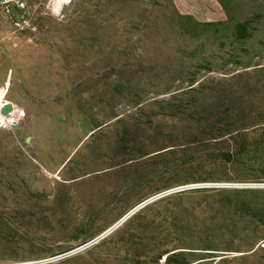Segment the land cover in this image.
Masks as SVG:
<instances>
[{"label":"rangeland","instance_id":"1","mask_svg":"<svg viewBox=\"0 0 264 264\" xmlns=\"http://www.w3.org/2000/svg\"><path fill=\"white\" fill-rule=\"evenodd\" d=\"M230 6L0 0V264H264L263 227L219 207L264 203V0Z\"/></svg>","mask_w":264,"mask_h":264},{"label":"trees","instance_id":"2","mask_svg":"<svg viewBox=\"0 0 264 264\" xmlns=\"http://www.w3.org/2000/svg\"><path fill=\"white\" fill-rule=\"evenodd\" d=\"M217 2L221 5L222 10L227 17V20L229 21L233 19V16L231 14L230 0H217ZM227 20L199 22L195 20L191 15H180L177 20V26L182 34L188 35L190 37H200L207 32L218 35L221 31L227 30ZM252 31L253 29L251 23L248 20H243L236 22L233 25L231 33L228 35H230L233 43L242 44L243 42L251 38ZM219 39L221 40V37H219ZM237 130L238 129L235 128L220 130L215 134V136L216 138L222 137L225 134H231L232 132ZM219 157L225 162H230L233 159V156L227 152L221 153ZM253 192H255L256 194H260L262 191L256 189ZM219 203V207L224 209L227 213L234 215L240 220H249L251 222H254L256 225L262 226L264 231V203L260 201H254L246 197L238 198L235 195L224 197ZM206 247L209 246H202V248L200 249L210 250V248ZM187 253L188 252L182 250L172 253L163 251L159 254L158 260L160 259V256L163 255V262L165 264H186L185 258Z\"/></svg>","mask_w":264,"mask_h":264},{"label":"built area","instance_id":"3","mask_svg":"<svg viewBox=\"0 0 264 264\" xmlns=\"http://www.w3.org/2000/svg\"><path fill=\"white\" fill-rule=\"evenodd\" d=\"M6 102L4 101V102H0V108L5 104ZM13 112V107H12V111L11 112H9V113H7L6 115H1V116H3V118H2V121H1V125L0 126H8V127H12V126H15V122H13V119H12V116H11V113Z\"/></svg>","mask_w":264,"mask_h":264},{"label":"bare ground","instance_id":"4","mask_svg":"<svg viewBox=\"0 0 264 264\" xmlns=\"http://www.w3.org/2000/svg\"><path fill=\"white\" fill-rule=\"evenodd\" d=\"M71 0H68V2L67 3H69ZM65 4V3H64ZM2 98V99H1ZM4 98H5V95H3V94H0V102L2 103V102H7L6 100H4ZM12 105H13V112L11 113V116H12V119H13V122H15L16 121V117H18L19 116V111H20V109L16 106V105H14L13 103H12ZM2 118H3V116H1L0 115V125H1V121H2Z\"/></svg>","mask_w":264,"mask_h":264},{"label":"water","instance_id":"5","mask_svg":"<svg viewBox=\"0 0 264 264\" xmlns=\"http://www.w3.org/2000/svg\"><path fill=\"white\" fill-rule=\"evenodd\" d=\"M12 103L6 102L1 108H0V114L6 115L7 113L12 111ZM5 126V125H4Z\"/></svg>","mask_w":264,"mask_h":264},{"label":"clouds","instance_id":"6","mask_svg":"<svg viewBox=\"0 0 264 264\" xmlns=\"http://www.w3.org/2000/svg\"><path fill=\"white\" fill-rule=\"evenodd\" d=\"M67 2L68 0H56V7L53 9V11L58 14L62 5Z\"/></svg>","mask_w":264,"mask_h":264}]
</instances>
